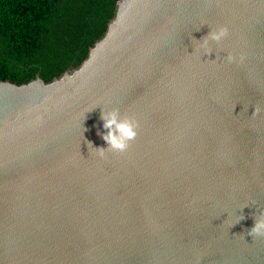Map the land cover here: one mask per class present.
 <instances>
[{"label":"water","instance_id":"95a60500","mask_svg":"<svg viewBox=\"0 0 264 264\" xmlns=\"http://www.w3.org/2000/svg\"><path fill=\"white\" fill-rule=\"evenodd\" d=\"M262 212L264 0H125L80 70L0 82V264H264Z\"/></svg>","mask_w":264,"mask_h":264},{"label":"trees","instance_id":"16d2710c","mask_svg":"<svg viewBox=\"0 0 264 264\" xmlns=\"http://www.w3.org/2000/svg\"><path fill=\"white\" fill-rule=\"evenodd\" d=\"M125 0H0V82L47 85L80 70Z\"/></svg>","mask_w":264,"mask_h":264},{"label":"clouds","instance_id":"9594fccd","mask_svg":"<svg viewBox=\"0 0 264 264\" xmlns=\"http://www.w3.org/2000/svg\"><path fill=\"white\" fill-rule=\"evenodd\" d=\"M228 34L227 28L221 27L208 34V37L199 44L200 49L204 50L205 55L210 54L207 47V40L211 39L216 42H222ZM234 57L228 54L226 60L232 62ZM103 127L106 130V134L103 135V139L107 144V149H95V153L104 158L108 152L124 153L127 151L129 144L137 136L138 122L134 118L122 117L118 109H112L111 111L102 114ZM91 147V145H89ZM243 217H238L236 222L231 225L234 226L240 222ZM248 236H264V212L261 213L254 225L248 231Z\"/></svg>","mask_w":264,"mask_h":264}]
</instances>
